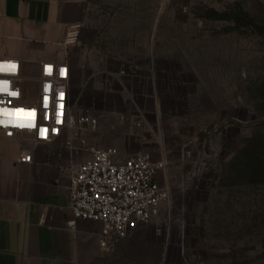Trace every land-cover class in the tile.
Wrapping results in <instances>:
<instances>
[{
  "label": "rangeland",
  "instance_id": "374dc122",
  "mask_svg": "<svg viewBox=\"0 0 264 264\" xmlns=\"http://www.w3.org/2000/svg\"><path fill=\"white\" fill-rule=\"evenodd\" d=\"M77 43L92 146L165 151L169 209L114 263L264 264V0H87Z\"/></svg>",
  "mask_w": 264,
  "mask_h": 264
},
{
  "label": "crops",
  "instance_id": "0c3cea01",
  "mask_svg": "<svg viewBox=\"0 0 264 264\" xmlns=\"http://www.w3.org/2000/svg\"><path fill=\"white\" fill-rule=\"evenodd\" d=\"M86 2L0 0V56L20 59L23 70L40 61L66 62L73 73L79 48L64 43L65 32L83 23ZM91 134L87 141L94 145ZM65 139L33 145L28 134H0V264H115L114 256L124 255L126 239L109 249L99 247L97 223L79 220L73 229L66 226L68 178L86 154L66 146ZM139 144L158 159L165 155L162 146ZM20 151L32 155L31 163H17Z\"/></svg>",
  "mask_w": 264,
  "mask_h": 264
},
{
  "label": "built area",
  "instance_id": "2783aa9c",
  "mask_svg": "<svg viewBox=\"0 0 264 264\" xmlns=\"http://www.w3.org/2000/svg\"><path fill=\"white\" fill-rule=\"evenodd\" d=\"M80 28L81 24L69 26L64 43L75 44ZM0 69V81L7 82V91H0L3 137L28 134L30 143L37 145L52 143L64 135L66 146L86 154L68 178L67 207L71 217L66 226L73 229L79 220L97 223L101 249L111 248L140 227L158 228L169 209L168 186L158 179L164 160L153 161L147 152L122 156L114 146L95 147L88 143L87 133L96 130L98 119L80 112L79 98L72 95L68 63L40 61L33 74L25 75L20 59L0 56ZM24 81L36 85L33 100L26 97ZM16 161L31 163L32 155L20 151Z\"/></svg>",
  "mask_w": 264,
  "mask_h": 264
},
{
  "label": "snow or ice",
  "instance_id": "6c2138e0",
  "mask_svg": "<svg viewBox=\"0 0 264 264\" xmlns=\"http://www.w3.org/2000/svg\"><path fill=\"white\" fill-rule=\"evenodd\" d=\"M3 69H0V71H2ZM0 84H3V87H0V91H7V82L6 81H0ZM12 95H15V93H13Z\"/></svg>",
  "mask_w": 264,
  "mask_h": 264
},
{
  "label": "trees",
  "instance_id": "16d2710c",
  "mask_svg": "<svg viewBox=\"0 0 264 264\" xmlns=\"http://www.w3.org/2000/svg\"><path fill=\"white\" fill-rule=\"evenodd\" d=\"M259 89L262 91V90H264V88H262V87H259Z\"/></svg>",
  "mask_w": 264,
  "mask_h": 264
}]
</instances>
